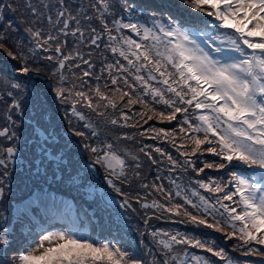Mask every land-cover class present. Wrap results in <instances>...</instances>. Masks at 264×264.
Here are the masks:
<instances>
[{"label":"snow or ice","instance_id":"obj_1","mask_svg":"<svg viewBox=\"0 0 264 264\" xmlns=\"http://www.w3.org/2000/svg\"><path fill=\"white\" fill-rule=\"evenodd\" d=\"M0 264H264V0H0Z\"/></svg>","mask_w":264,"mask_h":264},{"label":"trees","instance_id":"obj_2","mask_svg":"<svg viewBox=\"0 0 264 264\" xmlns=\"http://www.w3.org/2000/svg\"><path fill=\"white\" fill-rule=\"evenodd\" d=\"M132 223H135V221H132Z\"/></svg>","mask_w":264,"mask_h":264}]
</instances>
